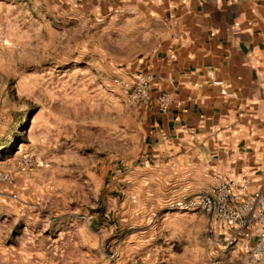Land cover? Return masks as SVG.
I'll return each mask as SVG.
<instances>
[{
    "label": "rangeland",
    "instance_id": "rangeland-1",
    "mask_svg": "<svg viewBox=\"0 0 264 264\" xmlns=\"http://www.w3.org/2000/svg\"><path fill=\"white\" fill-rule=\"evenodd\" d=\"M76 17L0 0V264H257L173 206L185 196L145 148L134 78Z\"/></svg>",
    "mask_w": 264,
    "mask_h": 264
},
{
    "label": "crops",
    "instance_id": "crops-1",
    "mask_svg": "<svg viewBox=\"0 0 264 264\" xmlns=\"http://www.w3.org/2000/svg\"><path fill=\"white\" fill-rule=\"evenodd\" d=\"M60 1L123 73L155 75L145 148L184 196L228 180L264 185V0ZM161 91L174 100L166 112Z\"/></svg>",
    "mask_w": 264,
    "mask_h": 264
},
{
    "label": "built area",
    "instance_id": "built-area-1",
    "mask_svg": "<svg viewBox=\"0 0 264 264\" xmlns=\"http://www.w3.org/2000/svg\"><path fill=\"white\" fill-rule=\"evenodd\" d=\"M155 80L152 73H138L129 88L132 100L148 108L153 100L151 89ZM211 82L221 87L222 94H228L223 79L213 77ZM155 101L159 110L166 112L174 100L169 92L161 91ZM173 206L184 211L205 213L229 233L228 245L249 252L255 261L264 258V185L250 190L247 178L241 182H218L210 191L187 195Z\"/></svg>",
    "mask_w": 264,
    "mask_h": 264
}]
</instances>
